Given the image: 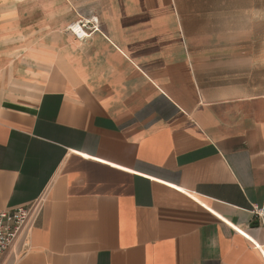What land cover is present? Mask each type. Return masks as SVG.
<instances>
[{"label":"crops","instance_id":"0c3cea01","mask_svg":"<svg viewBox=\"0 0 264 264\" xmlns=\"http://www.w3.org/2000/svg\"><path fill=\"white\" fill-rule=\"evenodd\" d=\"M190 23L181 0H0V210L45 198L0 264H264V92L197 60Z\"/></svg>","mask_w":264,"mask_h":264},{"label":"rangeland","instance_id":"374dc122","mask_svg":"<svg viewBox=\"0 0 264 264\" xmlns=\"http://www.w3.org/2000/svg\"><path fill=\"white\" fill-rule=\"evenodd\" d=\"M181 12L189 16L197 60L214 64L223 82L264 92V0H181Z\"/></svg>","mask_w":264,"mask_h":264},{"label":"built area","instance_id":"2783aa9c","mask_svg":"<svg viewBox=\"0 0 264 264\" xmlns=\"http://www.w3.org/2000/svg\"><path fill=\"white\" fill-rule=\"evenodd\" d=\"M78 28L79 32L75 30ZM68 30L79 40L89 38L93 33L99 32L98 22L80 20L68 27ZM45 204V198L41 196L27 206H21L13 210H0V260L23 231H31L36 225ZM250 213L264 228V202L262 206L252 205Z\"/></svg>","mask_w":264,"mask_h":264}]
</instances>
